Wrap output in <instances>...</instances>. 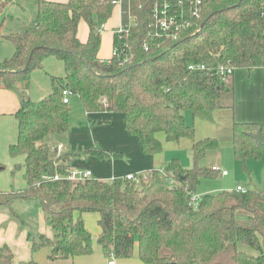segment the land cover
<instances>
[{"label":"trees","instance_id":"1","mask_svg":"<svg viewBox=\"0 0 264 264\" xmlns=\"http://www.w3.org/2000/svg\"><path fill=\"white\" fill-rule=\"evenodd\" d=\"M33 1L36 23L8 36L15 52L0 62V84L16 91L28 86L47 58L57 57L65 66V76L52 79L53 93L46 99L34 102L19 92L18 138L9 153L25 157L27 187L0 192V213L29 230L32 250L47 247L52 261L93 255L94 238L83 216L97 214V244L109 259H131L137 250L144 264H264V190L197 197L202 179L217 175L202 162L219 143L196 140L184 115L212 121L216 110L234 107L233 83L223 81L220 66L264 68V0H119L122 32L114 35L115 55L109 60L98 54L102 28L117 1ZM82 20L90 28L86 43L78 37ZM198 66L206 69H191ZM66 90L79 97L87 113L121 114L146 155L163 151L161 134L169 143L191 139L194 166L186 169L174 158L163 171L137 181L68 180L81 152L59 153L47 142L71 131ZM260 131L264 136L257 123L233 125L234 157L247 175V162L264 155V143L252 138ZM85 153L110 157L97 148ZM57 175L60 179L53 180ZM26 203L41 208L52 238L37 234L19 215ZM0 264H15L8 246L0 247Z\"/></svg>","mask_w":264,"mask_h":264},{"label":"crops","instance_id":"2","mask_svg":"<svg viewBox=\"0 0 264 264\" xmlns=\"http://www.w3.org/2000/svg\"><path fill=\"white\" fill-rule=\"evenodd\" d=\"M53 1L67 3L69 0ZM115 1L118 3L114 8L111 19L104 25L103 32H108L116 27H122L121 5L119 0ZM12 5L20 6L21 4L18 0L7 2L0 14V62L11 58L15 52V47L8 36L20 34L35 23H33L31 19L22 25L10 22L12 20L11 15L9 13L5 14V12L9 11V6ZM20 7L23 9V6ZM103 32L101 35V47L98 58L100 60H109L113 56L115 33L112 35L110 32ZM89 35V25L86 21L82 20L78 28V37L80 41L86 43ZM64 76V62L52 56L44 61L43 69L32 73L28 86L25 87V85H20L18 91H16L9 90L0 84V192L22 191L27 187L26 170L24 167L25 157L20 156L13 158L9 153L10 146L14 145L18 138L19 123L17 113L21 106L20 93H25V95L34 102H40L53 93L52 79L62 78ZM231 82L233 83L235 92L234 107L216 110L213 115V122L207 121L208 123H206L205 120L193 118L191 124L196 131V140L215 138L219 143V149L208 153L202 162V166L208 169L219 167L221 171H224L221 168L224 150L234 153L232 130L235 122L261 124L264 133V68H254L251 70L237 69L231 77ZM70 98L76 99V106H80L84 110L78 96H71ZM84 112L87 121H85L84 125L80 126L81 140L79 141L81 142L75 141L72 138L75 126L71 128L68 135L64 137L59 135L55 136V138H51L52 140H50V142H52L51 144L54 147L62 145L64 147L63 151L72 149L71 151L78 150L76 152H80L81 150L92 149L94 144L97 145L100 144V142L110 143L113 141L115 144L113 147L104 145L105 148H108V151L114 150L116 153H121V157L124 156L125 160L121 157L119 159L122 161H101L106 159H98V161H96L94 158L88 159L86 169L93 171H91L93 179H95L94 174L97 180L112 181L124 179L129 175H136L139 177L153 170L163 171L168 161L177 158L175 156L170 159L167 158L165 154V150H168L167 147L173 149L172 152H177L178 150L180 152L184 150L187 154L189 152L194 166L192 153L193 141L191 139L184 138L177 143H169L166 141V138L165 142H163L160 137L163 151L155 155H146L143 153L138 139L130 135L127 131L124 118L121 114H90L85 110ZM96 122H98L99 127L94 125L93 128H91V125ZM100 130L107 132L103 134V137L105 135H110L104 139L100 134ZM106 140L107 142H105ZM262 157H264V155ZM75 161L72 163L71 169L76 170L83 166L80 162L75 163ZM252 161L258 160H249L247 166ZM189 164L190 163L186 162L183 167L189 169L191 166ZM137 174L140 175L138 176ZM216 174L223 178L229 177V173L227 176H223L221 172ZM239 186H242L245 190L248 188L259 189L252 181V172L248 175V184L245 186L239 184L237 187ZM236 189L230 191H235ZM26 204L31 205L33 209L37 211V234H43L48 238H52V230L46 224L41 208L30 203ZM83 217L86 228L91 232L94 238L93 255L69 260L52 261L49 259V249L47 247H42L37 251L32 250V243L28 239L29 230L21 228L7 213H0V247L8 246L12 250L15 264H27L32 261H35L37 264H109L111 261L115 264H144L139 260L137 250L134 253V257L131 259H109L106 257L102 247L97 244V238L101 233V229L98 225L99 216L97 214H84Z\"/></svg>","mask_w":264,"mask_h":264},{"label":"rangeland","instance_id":"3","mask_svg":"<svg viewBox=\"0 0 264 264\" xmlns=\"http://www.w3.org/2000/svg\"><path fill=\"white\" fill-rule=\"evenodd\" d=\"M20 2V6H23V9H21L20 6H16V5H12L9 6V11L5 12V14H10L11 15V21L12 23L15 24H19L22 25L24 23H27L29 19H31L33 21V23H36V15H37V3L33 0H18ZM5 16V15H4ZM34 23V24H35ZM34 24H29L34 26ZM31 26V27H32ZM121 27V26H120ZM120 27H116L114 29H111L110 32L112 35L114 33H117L118 30L120 29ZM108 32H103V33H108ZM70 106L72 107V113L70 116V122H71V127L75 126L74 128V133L72 134V138L75 141H79L81 140V125H84L85 121H87L86 119V114L84 112V110L80 107V106H76V99H72L70 98ZM78 101V100H77ZM186 117V121L188 125H191L193 122V117H192V113L191 112H186L185 114ZM208 122H213V121H208ZM206 121V123H208ZM96 125L99 127L98 122L93 123L91 125V128H93V126ZM192 126V125H191ZM103 130V129H101ZM100 130V131H101ZM99 131V132H100ZM106 131H101L100 134L103 137V134H106ZM196 134V131H195ZM110 135V134H109ZM109 135H105L103 138H107ZM55 136L58 135H54L51 137L47 138V142L48 143H52L50 142V140H52L51 138H55ZM61 136V135H60ZM62 137V136H61ZM64 137V136H63ZM162 138V141L165 142V136L164 134H161L159 136V138ZM66 138V137H65ZM186 141V140H185ZM190 141V140H187ZM68 142V141H67ZM81 142V141H79ZM107 142V140L105 141ZM52 145V144H51ZM104 145H108L109 147H113L115 144L114 142H110V143H102L100 142V144H97L93 146L92 149L97 148L99 150H104L106 152L110 153V157H108V159L106 160H101V161H107V160H118V161H122L119 158L122 156L121 153H116L114 150L112 151H108V148H105ZM71 149V147H70ZM92 149L89 150H81V157L80 158H76L75 163L80 162L83 166L77 168L76 170H88L86 169L87 167V161L88 159H92L94 158V160L98 161V157L92 156L88 153V152ZM168 150H165V154L167 156L168 159H170L171 157L175 156L177 158H179L181 165L184 166L187 163H190L189 165L190 168H192L193 163H192V158L188 152V154L183 150L182 152H180L179 150L177 152H172L173 149L168 148ZM72 150V149H71ZM74 152L78 151V150H73ZM223 164L221 165L222 170L227 171L229 173V177L227 178H223L219 175H215L211 178H204L202 179L198 189H197V197H203L204 195L207 194H212V193H217L223 190H233L236 189V187L240 184V185H246L248 184V175L247 173L244 172L242 165L236 161L235 157H234V153L228 150H224L223 154ZM123 160L124 156L121 157ZM169 162V161H168ZM89 169H91L90 167H88ZM94 168V167H93ZM189 168V169H190ZM249 170L252 172V181L253 183L258 186L259 189L264 190V157H262L260 160L258 161H252L249 163L248 165ZM92 171V170H91ZM93 172V171H92ZM138 176L140 174H137ZM145 175V174H144ZM94 178L96 179V176L94 174ZM19 215L24 217L25 219L28 220V222L31 224V226L35 229H38V216H37V211L35 209H33V207L29 204H23L19 211H18Z\"/></svg>","mask_w":264,"mask_h":264},{"label":"built area","instance_id":"4","mask_svg":"<svg viewBox=\"0 0 264 264\" xmlns=\"http://www.w3.org/2000/svg\"><path fill=\"white\" fill-rule=\"evenodd\" d=\"M12 0H3L2 2L3 3H7V2H10ZM199 3V1H198ZM158 11H156V15L158 16ZM165 19H160L159 22H160V25L162 27H167L166 25V22L164 21ZM104 28V27H103ZM102 28V30H104ZM101 30V31H102ZM122 32V29H120L118 31V33H121ZM113 55H115V52L113 51ZM191 69H200V70H205V66H198V67H191ZM234 69L232 68H228V67H224V66H220L218 69H217V73L222 77L223 81H227L229 78H231L234 74ZM71 92L69 91H64L63 92V102L65 104H70V97H71ZM58 149V152L61 153L63 152L64 150V147L62 145L58 146L57 147ZM212 172L214 173H220L223 175V176H227L228 173L225 172V171H221V169L219 167H213L211 168ZM129 181H137V176L136 175H129L126 177ZM60 179V176H55L53 178V180L57 181ZM89 179H92V172L89 171V170H75V169H70L69 170V176H68V180L72 181V182H79V181H85V180H89ZM236 191L238 192H245V189L242 187V186H239L237 187ZM197 198L194 199V201H196ZM109 264H115L113 261H111Z\"/></svg>","mask_w":264,"mask_h":264},{"label":"water","instance_id":"5","mask_svg":"<svg viewBox=\"0 0 264 264\" xmlns=\"http://www.w3.org/2000/svg\"><path fill=\"white\" fill-rule=\"evenodd\" d=\"M252 138L256 141L257 144L264 143V136L261 131L256 135H252Z\"/></svg>","mask_w":264,"mask_h":264}]
</instances>
